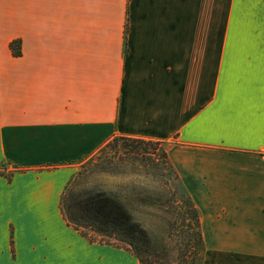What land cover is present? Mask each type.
Returning a JSON list of instances; mask_svg holds the SVG:
<instances>
[{"label": "crops", "instance_id": "0c3cea01", "mask_svg": "<svg viewBox=\"0 0 264 264\" xmlns=\"http://www.w3.org/2000/svg\"><path fill=\"white\" fill-rule=\"evenodd\" d=\"M233 13L234 0H0V264L139 263L61 205L116 136L170 144L206 253L261 245L241 254L264 264V44L230 39L260 33L248 14L235 34Z\"/></svg>", "mask_w": 264, "mask_h": 264}, {"label": "trees", "instance_id": "16d2710c", "mask_svg": "<svg viewBox=\"0 0 264 264\" xmlns=\"http://www.w3.org/2000/svg\"><path fill=\"white\" fill-rule=\"evenodd\" d=\"M14 56L22 42L13 40ZM161 141L116 136L80 165L62 196L68 224L139 264H204L200 211Z\"/></svg>", "mask_w": 264, "mask_h": 264}, {"label": "rangeland", "instance_id": "374dc122", "mask_svg": "<svg viewBox=\"0 0 264 264\" xmlns=\"http://www.w3.org/2000/svg\"><path fill=\"white\" fill-rule=\"evenodd\" d=\"M248 14H253L251 16L257 19L256 27L260 29L259 35L254 36L253 38L235 35L230 39L235 41V43H247V40H251L250 43L264 44V0H234L232 27L235 34H239L249 28L248 21H246ZM4 40V38L0 37V43H3ZM163 146L169 152L170 144L163 143ZM10 168L11 166H7V169ZM80 168L81 165L79 164L77 166V172ZM113 248L119 247L113 246ZM220 250L224 252H221ZM248 250L250 252L260 253L261 245H207L204 264H261V260H258V257L251 259V255L249 256L244 253L241 254V252H248ZM129 260L131 261V264H137V261L132 257H130Z\"/></svg>", "mask_w": 264, "mask_h": 264}, {"label": "built area", "instance_id": "2783aa9c", "mask_svg": "<svg viewBox=\"0 0 264 264\" xmlns=\"http://www.w3.org/2000/svg\"><path fill=\"white\" fill-rule=\"evenodd\" d=\"M7 170V167H3V168H0V172H2V171H6Z\"/></svg>", "mask_w": 264, "mask_h": 264}]
</instances>
